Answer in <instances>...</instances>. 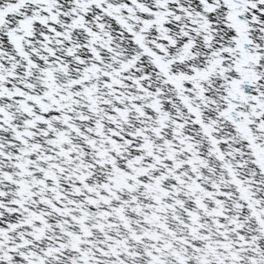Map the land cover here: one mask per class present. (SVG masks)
I'll use <instances>...</instances> for the list:
<instances>
[{
  "label": "snow or ice",
  "instance_id": "1",
  "mask_svg": "<svg viewBox=\"0 0 264 264\" xmlns=\"http://www.w3.org/2000/svg\"><path fill=\"white\" fill-rule=\"evenodd\" d=\"M0 264H264V0H0Z\"/></svg>",
  "mask_w": 264,
  "mask_h": 264
}]
</instances>
